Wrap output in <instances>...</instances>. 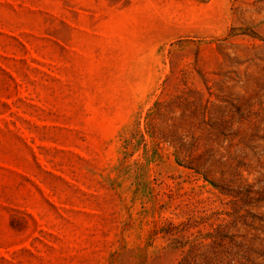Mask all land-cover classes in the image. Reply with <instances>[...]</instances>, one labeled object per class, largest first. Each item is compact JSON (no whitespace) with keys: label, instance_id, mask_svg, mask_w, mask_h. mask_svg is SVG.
Listing matches in <instances>:
<instances>
[{"label":"rangeland","instance_id":"rangeland-1","mask_svg":"<svg viewBox=\"0 0 264 264\" xmlns=\"http://www.w3.org/2000/svg\"><path fill=\"white\" fill-rule=\"evenodd\" d=\"M0 264H264V0H0Z\"/></svg>","mask_w":264,"mask_h":264}]
</instances>
